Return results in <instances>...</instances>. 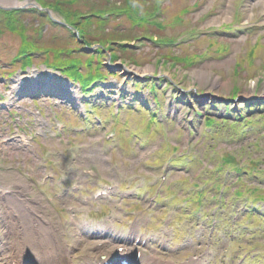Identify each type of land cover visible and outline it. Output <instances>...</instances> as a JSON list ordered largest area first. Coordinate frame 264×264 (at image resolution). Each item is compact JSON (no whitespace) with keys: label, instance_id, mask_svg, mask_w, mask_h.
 Wrapping results in <instances>:
<instances>
[{"label":"rangeland","instance_id":"1","mask_svg":"<svg viewBox=\"0 0 264 264\" xmlns=\"http://www.w3.org/2000/svg\"><path fill=\"white\" fill-rule=\"evenodd\" d=\"M110 1L115 4L116 0ZM120 1L122 2V0ZM129 1L127 0L128 3ZM140 1L143 2V0ZM154 1L144 0L147 3ZM117 4L120 3L117 2ZM121 5L124 8V5ZM81 8L86 9L84 5L79 7V9ZM184 9L185 12H182ZM228 12L230 15L226 19L224 16ZM48 16L47 12L24 16L17 14L14 21L16 30L0 24V66H2L0 69V182L8 185L7 178H12L8 174L16 173L32 190L29 196H39L42 202H46L42 192L43 188L39 186L42 180L39 182L38 180L49 168L47 163H52L53 159L60 158L57 157V153L63 154L66 147H68L67 153L72 152L68 143L70 136L72 142L79 144L75 153L81 164L79 169L82 176L80 185L88 190L107 180H113L120 184V174L124 175L123 178L136 174L139 176L160 175L164 172V161L169 156L181 152L189 143H193L196 146V150L193 152L196 151L198 154V160L181 171L170 172V179H182L186 183H201L203 179H199L198 173L202 167L215 166L217 163H222L225 166L231 164L226 163L225 157H223L226 150L229 149L228 153L237 154L246 163L254 164L256 172L248 186L256 188L260 195L264 194V181H261L264 172V136H262L264 125L256 123V129L248 131L238 141L227 144L220 138L215 141V138L205 137L201 126V123L204 126L208 124L205 120H210V118L205 119V116L209 114L208 111L211 112L212 117L223 118L229 113L234 117L240 112H252V104L255 101L259 103L264 100V0H166L162 4V16L159 21L167 27L161 32H158L156 26L144 24L142 30H138V28L137 32L131 33L128 27H132L130 25L132 19L125 15L122 17L123 19L112 20L105 25H100L98 22V25L92 26L90 35L94 36L92 37L93 42L103 36L114 39L109 42L113 47L106 48L101 56H97L101 60L94 59L99 63L94 64L95 69L99 67L107 74H111L106 81L107 87L93 88L99 99L95 103V111L92 114L100 115L103 118V121H96L95 124L85 122V118L88 117L84 118L86 111L83 110L81 99L77 97L82 89L73 80L62 78L65 82L63 89H68V93L71 94L69 99L37 94V92L18 93L21 86L30 82L31 78L29 77L36 78L44 70H48L43 61L46 48L58 50L57 53H59L61 49L72 48L71 50H73V47L82 44L81 35L83 33L72 34L62 25L54 24L48 20ZM58 17H62V15H58ZM214 17H218V21H215ZM121 21L124 23L122 25L124 27L115 29L116 23L119 25ZM242 25H253V29L248 34L241 32L234 37L230 33L232 31L230 26L240 29ZM218 26L220 27L216 29L215 35H208L212 31L214 32L213 28ZM38 27L44 28L41 35L44 37L41 39ZM145 30L148 31V34L155 31L159 36L166 37L165 40L181 39L183 35L198 30L203 32V35L193 37L176 46L163 47L158 46L151 38H144L145 42L141 46L134 45V39H122L123 35L131 34L136 37ZM78 37L79 39H77ZM30 40L35 41L36 46L40 49L38 58H35L29 67L20 69V60H16L14 57ZM120 40L122 41L119 42ZM122 43H130L133 46H128L125 49ZM29 45L31 46V44ZM92 47L99 49L97 43L92 44ZM81 49L83 50V48ZM91 50L94 49L88 51ZM64 52L66 54L62 52L60 54L65 58L80 55L79 57L85 59L90 54L80 51L77 54H71L73 51L70 54L67 51ZM109 53L112 54V58L108 62ZM123 54L128 58L132 57L133 60L124 58ZM119 62H125L128 69L119 66ZM109 68L116 72L111 73ZM125 80H128L129 83L121 88V91L123 89L125 93L127 92L124 94L125 102L130 103L132 94L140 93V99L148 102V106L143 107L140 104L129 106L126 109L122 108L118 116V125L114 127L112 105L116 93L114 89L118 90L119 85L123 84L122 81L125 82ZM136 80L138 82L142 80L147 84L146 86L137 87L138 84L134 86ZM153 81L158 85L157 90L150 88ZM113 86L114 88H112ZM109 89H113L114 92H109ZM13 94L21 95L20 100L15 102L10 110L3 108L2 101H8ZM75 96L77 99L73 100ZM234 96H238L237 99L230 100ZM157 104H159L158 107L162 106L163 111L160 122L154 120L158 117ZM197 111H200L201 115H197ZM153 114H156V117ZM256 119L254 118V120ZM59 123H64V128L61 130L58 129ZM78 125H84L86 128L79 135L77 134L79 132L76 131ZM259 129L260 140L254 142L251 153L248 145L253 143ZM108 131L114 133V137L112 133L111 140L115 141L116 146L112 151L103 153V139ZM14 132H23L27 135L37 134L38 136L27 146L20 147L17 146L16 141L8 142L9 134ZM192 132L196 137L190 142L188 137ZM165 135L168 140L163 138ZM166 144H171L173 150L169 152L166 149ZM131 146H134L137 154L130 152ZM242 146L249 148V150L244 149V152L247 153L239 149L235 150L236 147L241 148ZM45 149L51 151L48 161L45 160L47 157L44 153ZM191 151L192 146H189L187 153ZM212 151H217L218 156L211 158ZM64 162L66 165H70V168L68 166L70 171L74 169L72 163ZM146 162L159 163L154 169L155 172L148 169ZM245 165L240 164V167ZM236 183L232 185L231 190H228L230 193H233V188L237 189L236 186H242L241 182ZM144 193V190H142V194L140 192L139 200L146 198ZM68 198L69 202H74L77 199L75 193L70 194ZM258 201L255 204L260 203L258 209L261 210L264 208V199H258ZM45 204L46 207L50 205ZM125 204L128 203L125 201L113 203L115 212L125 214ZM167 204L166 208L161 207L157 210V216H164L170 210L178 208L175 202ZM60 205H63L61 200L57 201L56 207L50 205L54 217L59 215ZM142 206L145 207L144 202H142ZM254 207L257 208V205ZM260 210L258 216H252L254 223L264 222V215ZM208 211L211 212V209L209 208ZM63 216L65 214L61 213V217ZM259 216L263 217L258 218ZM228 217V223L225 226L221 225L219 231L234 229L236 232L238 226L242 227L244 223H247V220L242 218L237 224H234L232 212L228 213ZM121 221L122 219L119 218V222ZM184 222L183 219L177 220L178 224ZM118 227L123 226L118 225ZM209 228L210 226H208ZM254 230L255 228L252 227L249 231ZM210 234L207 231L205 244L208 246L211 242V248L215 250V254L217 249L224 251L223 255H219L222 258L226 252L227 257L232 258V260L230 258L227 260L228 264H235V260L244 257L246 251L257 252L253 249L254 245L259 246L262 250L261 254L254 258L248 254L244 264H264V241L262 239L253 240V237L245 235L234 241L224 233L218 239L217 236L211 239ZM90 245V243H85L81 250L89 249Z\"/></svg>","mask_w":264,"mask_h":264},{"label":"trees","instance_id":"2","mask_svg":"<svg viewBox=\"0 0 264 264\" xmlns=\"http://www.w3.org/2000/svg\"><path fill=\"white\" fill-rule=\"evenodd\" d=\"M41 1V3L43 4H47L50 6H53L54 8L58 9L66 18V20L69 23H72L76 26H80L78 25L76 22L79 21L80 23H87L89 24V22H86V18L84 17V15L89 14L91 15V17L88 19V21H93L92 18H94V16L102 13L103 11H110L113 9H118V8H122L121 4L124 5L125 8H122L123 10H129L131 8H134V10H136L137 8L141 7V10H143L144 12H149L154 8L155 2H141L139 4L136 3V6L134 5H129V3L127 2V0H122L121 4H117V2H119V0L115 1V4H113V2H109L108 4H106L107 2H103V3H96L93 4V1H88L86 2V6L88 7V9H79L76 5V2H64L63 0H39ZM139 6V7H138ZM138 10V9H137ZM17 18V13H13L11 11H7V10H2L0 9V24L3 26H7L12 28L13 30L15 29V19ZM81 20V21H80ZM82 27V26H81ZM91 30H88V28L86 27V31L84 32V35L86 36V43L90 44L92 43L94 40L92 39V37H94L93 35H90ZM134 32H137L134 31ZM124 38H134V35L132 36H127V35H123ZM110 40H113L112 38H108L106 36L103 37H99L97 38L95 41H99L101 42L103 45H105V43L109 42ZM100 50V49H99ZM65 54V53H64ZM69 54V53H68ZM92 56V55H90ZM45 58H47L46 62L50 63L51 65L57 66V67H70V71H72L74 73L75 68H77L80 65V61L82 60V58H75L72 57V61L68 62V58L65 59L64 56H61L60 52L57 53L54 50H49L48 52L46 51V55ZM131 59L133 60V58L131 57ZM92 74V73H91ZM82 77H84L85 75H81ZM86 78L89 76H85Z\"/></svg>","mask_w":264,"mask_h":264},{"label":"bare ground","instance_id":"3","mask_svg":"<svg viewBox=\"0 0 264 264\" xmlns=\"http://www.w3.org/2000/svg\"><path fill=\"white\" fill-rule=\"evenodd\" d=\"M3 3H8V4H12L13 3V0H1ZM230 15V12H228L224 17L227 19L228 16ZM214 20L215 21H218V17H214ZM58 82V80H57ZM59 86V83L57 84ZM59 88H56L55 91H58ZM8 175H11L12 178H7V180L9 181V184L10 183H15V186L17 188H20L19 189V193L18 195L20 196H17V197H12L10 198V202L7 204H1L0 203V211L2 213H4L5 209H7L9 206L11 205H14V204H20L21 205V208L22 210H26L29 209V205H31L32 207H37L36 205L32 204L25 196V193L23 191L26 190V187L28 186V184L26 182H24L23 180H21L19 178V176H17L16 173H10ZM7 187H4L3 190H5ZM149 261L151 262V264H161L159 263L155 258H149Z\"/></svg>","mask_w":264,"mask_h":264},{"label":"water","instance_id":"4","mask_svg":"<svg viewBox=\"0 0 264 264\" xmlns=\"http://www.w3.org/2000/svg\"><path fill=\"white\" fill-rule=\"evenodd\" d=\"M0 7H4V6H2V5L0 4Z\"/></svg>","mask_w":264,"mask_h":264}]
</instances>
